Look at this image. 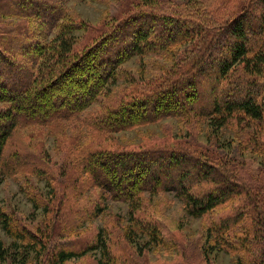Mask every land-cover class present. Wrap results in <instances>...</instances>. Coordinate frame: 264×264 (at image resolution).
Masks as SVG:
<instances>
[{
	"label": "trees",
	"instance_id": "1",
	"mask_svg": "<svg viewBox=\"0 0 264 264\" xmlns=\"http://www.w3.org/2000/svg\"><path fill=\"white\" fill-rule=\"evenodd\" d=\"M69 1L0 0V104H5L0 109V186L3 173L9 172L10 167L4 159L6 146L19 126H56L73 120L98 101L109 83L116 81L118 68L132 57L167 51L176 43L198 37L206 39V43L199 51H192L194 55L183 58V67L121 104L109 105L94 120V132L118 133L168 116L195 114L208 118L216 137L222 129L235 124L248 139L250 146L245 150L251 146L264 148V0H237L227 17L212 20L219 25L218 32L205 35L196 30L199 23L184 13L178 18L163 10L132 11L126 19L119 15L106 23L104 34L93 39V44L85 46L81 53L79 48L83 46L74 34L83 26L63 22L69 17ZM101 26L91 27H100L101 33ZM54 30L59 34L52 44L46 43L42 39L44 33ZM153 35L155 40L151 43ZM80 88L84 93L73 95ZM214 141L212 145L217 146L218 141ZM100 143L101 139L98 145L87 144L78 154V162L92 186L102 191V197L131 203L134 215L145 191H175L187 212L199 218L230 202L232 211L215 219L209 233L222 247L227 244L230 250L241 252L243 264L244 260L245 264H264V195L259 189V176L253 180V174L237 170L230 156L221 158L218 164L202 151L175 143L160 142L134 149H113ZM85 183L76 184L75 190L83 192ZM90 208L94 212L89 218L100 211L94 205ZM13 221L0 208V223L22 243L16 254H8L2 248L0 264H29L35 248L39 263L47 247L44 238L39 239L38 232ZM65 229L60 234L64 242L51 250L49 264L69 263L98 247L102 248V257L95 258V264H137V260L120 263L111 241L100 233L89 238L78 252L81 247L73 246L76 242L68 240ZM78 236L77 240L82 239ZM131 243L136 244V240ZM21 248L24 251L19 252ZM203 251L204 256L211 253L207 248Z\"/></svg>",
	"mask_w": 264,
	"mask_h": 264
},
{
	"label": "rangeland",
	"instance_id": "2",
	"mask_svg": "<svg viewBox=\"0 0 264 264\" xmlns=\"http://www.w3.org/2000/svg\"><path fill=\"white\" fill-rule=\"evenodd\" d=\"M236 1L156 0L151 5L150 0H70L66 5L69 17L63 22L73 21L83 26V30L74 34L78 37L80 46H83L79 48L81 53L85 46L93 44V39L104 34L108 28L105 24L119 15L126 19L132 11L151 12L154 9L155 12L161 13L163 10L162 12L173 13L178 18L183 17L180 13H184L199 23L196 30L205 35L210 31L218 32L220 27L212 23V20L227 17L231 13L230 8L236 6ZM238 9L236 7L234 10ZM101 24V33L98 32L100 27H91ZM58 34V30L49 34L45 32L42 39L52 44ZM202 39L203 37H198L192 41L176 43L167 51L158 50L132 57L118 68L116 81L109 83L98 101L73 120L56 126L50 124L17 128L6 146L4 159L10 167L8 165L9 172H4L2 177L0 208L13 218L15 224L21 223L31 231L38 232L39 239L44 238L47 243L39 263L37 248L34 247L28 259L29 264H49L51 250L54 251L53 248L64 242V238L60 237L62 228H67L68 240L76 242L73 246L81 247L76 250L78 252L88 240L98 237L99 233L104 234L111 241V249L120 263L137 260V264H243V260L239 258L241 252L230 250L227 244L222 247V243L208 231L215 219L232 211V203L221 205L216 211L199 218L187 212L184 201L177 192L152 193L148 190L141 195V207L133 215L131 203L102 197V191L92 186L87 172H84L78 162V154L85 150L87 144L93 142L98 145L100 139L99 145L113 149H134L160 142L175 143L202 151L218 164L221 158L230 156L236 163L237 170L253 174V180L260 177L259 189H263L264 195V148L251 146L245 150L250 146L248 139L244 130L235 124L222 129L217 137L208 118H199L195 114L190 117L168 116L118 133L93 130L94 120L109 105L117 102L121 104L136 92L152 88V84L163 80L172 70L183 67V58L194 55L192 51L197 52L204 46L206 39ZM154 40L155 35L150 40L151 43ZM95 74L99 76L98 73ZM91 81L89 79L88 82ZM206 91L208 94V90ZM83 93L80 88L73 95ZM3 107L5 104H0V109ZM172 107L175 108L176 104H172ZM214 140L218 141L217 146L212 145ZM76 179L78 183L86 182L83 192L75 190L74 187L78 184L75 183ZM93 202L100 211L89 218L94 212V208H90ZM67 214L70 217L67 218ZM141 220L145 223H141ZM142 230H147L148 233H143ZM152 233L156 235L153 236ZM78 235L82 239L77 240ZM133 239L136 240L134 245L131 243ZM21 244L0 223V253L3 248L8 254H16V249ZM27 244L24 242V245ZM203 248L211 253L204 256ZM19 250L24 251L22 248ZM101 251V247L87 251L83 257L66 264H95L94 259L102 257Z\"/></svg>",
	"mask_w": 264,
	"mask_h": 264
}]
</instances>
